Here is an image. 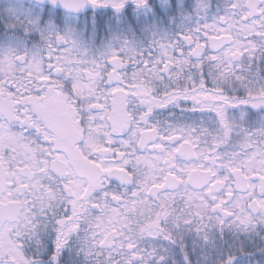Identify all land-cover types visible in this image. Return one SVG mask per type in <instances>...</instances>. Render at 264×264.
Instances as JSON below:
<instances>
[{
  "label": "snow or ice",
  "instance_id": "1",
  "mask_svg": "<svg viewBox=\"0 0 264 264\" xmlns=\"http://www.w3.org/2000/svg\"><path fill=\"white\" fill-rule=\"evenodd\" d=\"M0 264H264V0H0Z\"/></svg>",
  "mask_w": 264,
  "mask_h": 264
}]
</instances>
